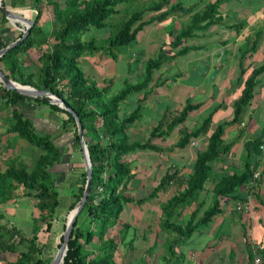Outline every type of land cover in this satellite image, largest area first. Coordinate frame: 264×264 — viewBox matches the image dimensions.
<instances>
[{
    "label": "trees",
    "instance_id": "1",
    "mask_svg": "<svg viewBox=\"0 0 264 264\" xmlns=\"http://www.w3.org/2000/svg\"><path fill=\"white\" fill-rule=\"evenodd\" d=\"M135 1L138 0H65V6H62L56 0H48V4L53 5L54 15L50 19L51 29L45 38L38 37L43 32L41 20L47 10L44 1H11L13 7L35 9L36 16L33 18L35 24L23 41L0 57V68L8 77L16 81L51 91L62 97L81 120L92 159L91 194L74 223L64 264H120L118 257L121 258L122 264H148L155 254L159 256L154 258V264H185L188 257V240L191 236L208 225L223 209H228L229 203H232L231 209L234 213L244 214V208L239 209L238 204H248L249 193L246 192L249 183L251 185V182L258 181L254 179L255 169L251 168L249 161L244 170H232V167L226 164V156L231 152L235 142L226 143L223 138L227 126L241 123L243 113L254 97L258 79L264 74V60L261 65L254 67L247 77L242 95L234 104V116L231 120L213 123L215 114L224 106L219 104L197 126L193 129L188 128L185 122L189 114L200 108V104L188 101L171 119L160 120L149 131L145 141L135 140L137 135L130 131V127L141 117L142 104L138 103L134 109L129 110L130 112L123 114L121 112L125 106L122 103L130 95L139 93L145 95L143 99L145 101L154 88L161 86L162 76L154 82L156 72L162 69L165 60L187 53L191 46H183V44L185 40L193 37L197 30H205L222 19L223 14L219 17V9L225 0H212L199 10H196V7L203 0L189 5H184V0H150L152 3L148 8L133 12L126 22L122 23L120 29L106 38L103 44H98L95 37H86L92 28L102 29L109 26L113 28L110 20L121 12L119 7L124 3L131 4ZM3 4L6 6L7 0H3ZM147 11L152 14L145 20ZM1 14L5 22L9 20L3 12ZM186 16H189L188 22H181L180 19ZM168 19L170 21L172 19L174 24L175 21L177 24L181 22L179 27H173L168 34L171 39L170 44L179 48L178 53L168 56L158 52L156 58L146 61L142 79L137 82L127 81L117 93L111 94L110 83L100 86L82 66L83 59L100 51L117 60V52L121 47L137 42L139 33L153 23H162ZM247 25L245 19L240 20L237 25L226 24L227 27L238 31H242ZM24 32L25 30L12 39L11 32L1 27L0 49L21 38ZM263 33L264 20L261 27L254 31V35L248 36L244 47L240 49L241 63L248 53L255 51ZM51 37H53L52 41ZM31 51L36 55L34 62L39 64V69L37 74L31 73L25 78L22 67L27 60L21 55ZM240 70L244 75L248 69L242 64ZM35 74L38 80L33 79ZM25 98L27 96L8 90L1 83L0 102L3 103L4 108L12 107L8 112L11 120L10 130L33 145L35 155L31 157L32 163L23 162V157L20 156L10 163L7 169L0 170V205L16 201L19 197L31 198L35 212H33L34 226L31 234L22 233L13 220L10 223H0V264L51 263L54 256L46 255V251L50 250L51 246L47 248L46 242H40L39 233L43 228L48 232L53 229V222L58 219L59 211L64 207L62 185L59 182H62L69 171L74 172L73 167L66 173L56 172L57 165H65L64 158L63 160L61 158L63 154L51 136L40 133L33 120L28 118L20 102ZM36 99L50 104L48 97H36ZM50 105L55 111L67 115L66 123L74 125L73 143L83 152L75 116L58 104ZM3 107L0 105V111ZM176 128L179 129V138L174 145L175 148L184 149L202 135H208V144L206 148L197 151V158L191 166L192 171L186 181V187L177 191L161 205L159 226L162 233L157 235L155 243L147 244L144 248L135 247V235L130 232L131 226L123 225L122 214L125 208L131 203L143 205L149 199L157 197L159 192L167 190L177 179L178 168H169L165 176L153 187L150 195L135 199L127 194L131 180L137 176L133 166L134 158L130 155L138 151L164 152L165 148L159 144ZM261 142L258 140L252 143L256 151L260 149ZM247 149L249 153L253 152L250 144ZM83 168L84 171L71 185L74 189V200L71 201L70 211L84 194L87 171L85 165ZM209 182L214 183L213 202L204 213L199 216L200 209L205 204L199 207L186 223L173 221L174 212L197 201ZM1 216L3 218L0 212V218ZM112 230L115 231L113 234H111ZM138 230L139 227H136L137 234ZM146 233L145 238L148 239V231ZM163 235L168 236L164 238ZM130 253L132 256L129 255Z\"/></svg>",
    "mask_w": 264,
    "mask_h": 264
},
{
    "label": "crops",
    "instance_id": "2",
    "mask_svg": "<svg viewBox=\"0 0 264 264\" xmlns=\"http://www.w3.org/2000/svg\"><path fill=\"white\" fill-rule=\"evenodd\" d=\"M210 1L212 0H203L207 3ZM234 2H239L240 8L229 13H234L233 17H236L238 21L247 20L248 25L242 31H238L235 28L226 26L230 22L217 21L205 30H197L193 37L185 40L183 46H191V48L187 53L177 57L186 58L190 55L189 59H198L204 65L202 72H199V65L195 68L186 65V70L189 73L180 69L178 75L181 77L178 86L183 87V91L173 94L171 85H168L165 89L162 86L165 84H178L176 78H172L175 81L174 83H171V79H168L170 72L165 77L167 61L175 60L176 57L165 60L166 62L161 69H164V71L160 75L165 78L162 79L161 86L154 88L152 93L147 95L145 101H143L144 94H132L122 103L125 106V109L121 112L123 114L134 109L140 102L143 107L141 117L130 127V131L144 134L147 137L150 128L156 126L159 120L171 119L184 108L187 101L200 104L199 109L189 114L185 122V126L188 128L193 129L197 126L203 120L202 115L206 114L207 111L210 112L211 108L219 104L224 106L215 114L213 123L218 124L233 118L234 104L242 95L247 77L251 74L252 69L261 65L264 60V33L255 51L248 53L242 59V63L240 56V49L244 47L248 36L254 35V31L261 27L263 23L264 0H237ZM25 13L27 14V10H21V15H26ZM188 17L180 19L181 22H188ZM181 22L178 25H181ZM149 40L148 37L144 43L137 41L143 52H145V61L138 60L137 63L133 59L128 60V58L121 57L115 62H110L100 58V66L97 70L90 67L95 73L91 78L96 80L100 86L107 83L112 84L118 78L115 73L120 70L123 83L127 81L137 82L140 80L145 63L151 55L146 52L145 46ZM189 40L191 43H189ZM157 49L158 46H154V50L158 51ZM92 61L93 59L89 55L83 63L88 62L91 66ZM101 64L105 65L101 66ZM242 64L248 69L244 75L241 74L240 70ZM110 76L112 77L109 78ZM258 81L254 97L244 111L241 123L227 126L223 138L226 143L235 142L231 152L227 154L225 159L226 164L232 167V170L246 169V164L249 161L251 168L255 169L254 173H260L258 181L251 182V185L249 183L247 188L249 193L247 200H249L250 210L248 213L238 215L231 209L232 203H229L228 206L230 207L228 209H223L221 213L213 217L208 225L195 232L188 240V257L185 264H264V74L259 77ZM192 96L193 99H191ZM28 98V107H24L21 103L26 113L33 120L37 130L42 134L50 135L63 156H65L63 161L65 165H57L56 172L66 173L71 167L74 170L77 167L76 173L78 175H76L79 177L84 171L83 165L85 164L83 152L79 151L73 143L74 125L66 123L67 119L63 116L66 115L65 113L61 116L62 112L52 109L53 107L50 104L54 103L51 101L48 104L51 106L48 115L38 116V107L42 103H47L39 102L36 97ZM0 105L3 107V103H0ZM59 106L64 108L61 105ZM204 108L207 110L202 111ZM11 109L12 107H3L0 114L3 118H8V112ZM3 113L5 114L3 115ZM158 118L160 119L157 121ZM0 124L4 123L0 122ZM178 131L179 129L176 128L169 137L161 140L159 145L165 148L164 152H148L143 156H139V158L133 159L137 176L131 180L127 194L135 199L150 195L153 187L165 176L169 168H178V177L167 190L159 192L157 197L149 199L143 205L131 203L125 208L122 214L123 225L131 226L130 232L133 236L135 235V240L139 238L135 228H140L139 225H141L150 228L148 240L149 242L152 240V244L155 243L157 235L162 233L159 226L162 212L161 205L167 202L177 191H181L186 187V181L192 171L191 166L197 158V151L206 148L208 144V135H202L195 138L184 149L175 148L174 145L179 138ZM258 140H261L262 144L260 149L256 151L252 143ZM249 144L253 150L251 153L247 149ZM20 156L21 154H17L6 163L9 166ZM0 158H2V154H0ZM23 162H26V160L23 159ZM63 166L69 168H62ZM78 169H81L80 172ZM213 188L214 183H207L197 201L188 206L180 207L174 212L173 221L178 220L180 223H186L187 219L205 204L200 209L199 216L203 214L213 202ZM145 192H147L146 195L143 194ZM146 211L148 217L145 216ZM138 232L140 231L138 230ZM199 234L202 237L201 239L206 240L203 241L204 243H198L197 237ZM166 236L168 235H163L164 238ZM256 258L260 259L259 263L255 262Z\"/></svg>",
    "mask_w": 264,
    "mask_h": 264
},
{
    "label": "rangeland",
    "instance_id": "3",
    "mask_svg": "<svg viewBox=\"0 0 264 264\" xmlns=\"http://www.w3.org/2000/svg\"><path fill=\"white\" fill-rule=\"evenodd\" d=\"M11 1L12 0H7V5H6L7 7L18 12L19 14H21V10H23V11L27 10V14L25 13L26 14L25 16H27L28 18H31V19L35 18V16H36V10L35 9L29 8V7H24V8L23 7H13L11 4ZM43 1H44L43 2L44 6L47 8V10H45L43 18L41 20V25L43 26V32H41L38 35V37H41V38H45L46 35L49 34V31H50L49 29H51V20L50 19L52 18V15H54L53 5L48 4V0H43ZM56 1L60 2V4L62 6H65V0H56ZM193 1H195V0H184L183 4L189 5ZM198 1H202V0H197L196 2H198ZM227 1L225 0L224 3L221 4V6H220L219 17H220V15L223 14V17L220 20V22H230V24L237 25V24H239V21L236 20V17H233L234 13H229V12H231L233 10H239L240 4H239V2L238 3L234 2L237 0H227ZM151 3H152V1H150V0H138V1H135L134 3H131V4H129V3L122 4L121 7H119L121 9V12L114 15L110 20V24L113 25V28H111L110 26L107 27L108 29L107 28H102V29L92 28L91 31L86 34V37H89V38L95 37L97 39L98 44H103L105 42L106 38H108L112 33H115L118 31V29H120V27L122 26V23H125L126 20L130 17V15L133 14V12L139 11V10L141 11L145 8H148ZM206 3L207 2H201V4L198 7H196V10L200 9L203 5H206ZM151 14L152 13L150 11H147L144 19L145 20L149 19L151 17ZM3 19H4V17L0 12V28L2 27L3 30H5L7 32L8 31L11 32L12 39H15V37L18 36L20 34V32H23V30H26V26L22 22H14L10 19L5 22ZM174 20H177V19L174 18ZM2 22L4 24H2ZM173 27L174 28L179 27V25L177 24V21H175V24H174L172 19H171V21L168 19L167 21H164L162 23H153L148 28H146L143 32L139 33V38H138L139 42L142 41L144 43L148 37L150 39L147 42V44L145 45L146 46V52H149L151 54L149 56L150 58H156L158 52H161V53L163 52L165 55H168V56L169 55H176L178 53L179 48L174 47L170 44L171 39L169 38V35H168L169 32L171 31V29H173ZM52 38L53 37L50 38L51 41L53 40ZM196 41H198V40H196ZM189 43H191L190 40H189ZM156 44H158V45H156ZM154 46H158V49H157L158 51L154 50ZM144 53L145 52H143V50L139 46L138 42H135L133 44H129V45L121 47L120 50L117 52V55H118L117 60L121 59V57H123V58H128V60L133 59L138 63V60L145 61L146 58L144 59ZM189 56L186 58L175 56L176 57L175 60L170 59L171 61H167V65H166L167 73L165 74V77L167 75H169L168 73L170 72V77H168V79H171V83H174L175 81L172 80V78L174 77V78H176V80H178V84L177 85L165 84L164 86H162L163 89L167 88L168 85H171L173 94L174 93H180L181 91H183V87L178 86L179 85V78L181 77L178 75V73H179L180 69L182 71L186 70L187 69L186 65H188V66L190 65V68H195L196 66L199 65V72L200 73L202 72L204 65L202 63H200V61H198V59H195V58L189 59ZM21 57H25L26 58L25 60H27L26 62H24V65L22 67L24 77L25 78L28 77L31 73L37 74V71L39 69V66H38L39 64L34 62L35 57H36L35 53L31 51V53L29 52V53L22 54ZM90 57L93 59V61L91 62V66L88 64V62L83 63L85 59H83L82 65L86 69V71L88 72V75L92 78H93L92 75H94L95 73H94V71L91 70V68L93 70H97L99 68L100 58L105 59V60L110 61V62L117 61V60L110 58L109 55H107L104 51L103 52L102 51L96 52L93 55H90ZM32 62H34V63H32ZM197 62H199L200 64ZM105 64H101V66L105 65ZM119 71L120 70H118L115 73L118 76V78L115 79L113 81V83L111 84V94L117 93L125 85V83H123V81L120 77L121 74ZM155 71H156V69H155ZM163 71H164V69L156 72V74L154 76V82L157 81V79L161 75V72H163ZM186 72L189 73V71H187V70H186ZM36 74H35V77L33 76L34 80L39 79ZM142 75H144V71H143ZM111 77L112 76H110L109 78H111ZM165 77H163V78H165ZM17 82H19V81H17ZM19 83H21V82H19ZM21 84H23V83H21ZM0 85H1V82H0ZM23 85H25V84H23ZM150 87H151V84H150ZM193 98L194 97L192 96L191 99H193ZM28 99L29 98L27 97V98L20 101L24 105V107H28V104H29ZM49 107H51V106L48 104L42 103L37 109V115L38 116H41V115L47 116L48 112H49ZM213 108H211L210 110H212ZM203 110H207V109L204 108V109H202V111ZM4 114L5 113H3V115ZM63 114L64 113H61V116ZM26 115L28 116V118L31 119V117H29V114H26ZM208 115H209V112L207 111L206 114L202 115V119ZM63 116L65 117V119H68V117L66 115H63ZM160 118H158L157 121ZM0 122L4 123V124H0V154H2V158H0V170H5L8 167V163H6V162L10 161V159H12L13 156H16L17 154H21L23 159L26 160V163H28V164L32 163L33 159H31V157L35 155L34 154V152H35L34 148L35 147L33 145H31L24 137H21L18 133L11 132V130H10L11 120L9 117L3 118V116L0 114ZM151 129L152 128H150V130ZM149 131H148V134H149ZM135 134L137 135L135 140L145 141L146 136L144 134H141L138 132ZM146 153H148V152L138 151V152L132 153L130 156H133V158L135 159V158H139V156H143ZM64 157L65 156L61 157L62 160ZM73 160H74V158H73ZM80 170H79V172H80ZM71 172L75 173V175L72 174ZM76 172H77V167L74 170V172L69 171V173L65 176V179H63L65 181L64 183H63V180H62V182L61 181L59 182V184L62 185L61 195L63 196L62 197L63 198L62 205H64V207L59 211L58 219L54 220L53 229L50 232H48L46 229L43 228L39 233L40 242H42V243L46 242L47 248H49L51 246L50 250L46 251V255L51 254V255L55 256L56 253L58 252L62 242H63L62 236H63L65 229H66V228H64V225H66L68 216L70 214L71 201L74 200L73 199L74 189L71 187V185L73 183H75L74 181H76V179L78 178L77 177L78 174ZM246 193H248V192H246ZM143 194L146 195L147 192H145ZM13 211H14V213H13ZM0 212L3 214V218H2V216L0 218V223H2V224L10 223V221L13 220L15 223V226L18 227L22 233H24V234H31L32 233V229L34 226L33 212H35V209H34V203H33L31 198L19 197L18 200H16V201L13 200V201H9L5 204H1L0 205ZM145 216L148 217L147 211L145 212ZM139 226H140V228H139L140 232L138 233L137 237H139L140 239L138 238V240H135L134 245H135V247L141 246L144 248L145 246H147V244L153 243L152 240L149 242V240L147 238H145V237H147L146 231H149L150 228L147 226H145V227H143L141 225H139ZM114 232L115 231L112 230L111 234H113ZM142 235H143V237H142ZM150 235H152V233H150ZM201 238L202 237L199 234L197 237L198 243L199 242L204 243L206 241L205 239H201ZM96 242H98V241H96ZM89 248H91V246H89ZM129 255L132 256V253H130ZM158 256H159L158 254H155L153 256L152 260H150L148 264H154L153 260L155 257L158 258ZM118 261L120 264H122L121 258L118 257ZM157 262L158 261H156V263Z\"/></svg>",
    "mask_w": 264,
    "mask_h": 264
},
{
    "label": "water",
    "instance_id": "4",
    "mask_svg": "<svg viewBox=\"0 0 264 264\" xmlns=\"http://www.w3.org/2000/svg\"><path fill=\"white\" fill-rule=\"evenodd\" d=\"M0 11L3 12L6 17L12 21L16 22H22L23 24L26 25V30L23 34V36L12 43L8 44L6 47L0 49V57L4 55L8 50H10L12 47L16 46L19 44L21 41H23L28 34L31 32L32 27L35 24V20L28 18L25 15H21L18 12L10 9L9 7L5 6L3 4V0H0ZM0 82L3 84L4 87H6L8 90H13L15 92H19L25 96L28 97H41V98H50V101L54 104H59L63 106L66 110L71 112L75 118L76 122L78 125V130H79V135L81 138V144H82V149H83V155H84V164L85 168L87 171V182L84 190L83 197L81 200L76 204L74 209L70 211V214L67 219L66 223V229L63 234V242L54 256L53 260L51 261L50 264H64L65 256L67 255L68 249H69V242L71 240V235L72 231L74 228V223L83 209L85 202L88 199V196L91 194L92 190V182H93V169H92V159L90 156L89 148L85 139L83 127L81 124V120L78 116V114L75 112V110L66 103V101L60 97L59 95L47 91V90H42L36 87H33L31 85H23L14 79L8 77L5 72L0 68Z\"/></svg>",
    "mask_w": 264,
    "mask_h": 264
},
{
    "label": "built area",
    "instance_id": "5",
    "mask_svg": "<svg viewBox=\"0 0 264 264\" xmlns=\"http://www.w3.org/2000/svg\"><path fill=\"white\" fill-rule=\"evenodd\" d=\"M259 176H260L259 172L254 173V179H258ZM238 205H239L238 208L241 209V210L244 208V211L246 213H248V211L250 210V205H248V204L239 203ZM256 262L259 263L260 259L256 258Z\"/></svg>",
    "mask_w": 264,
    "mask_h": 264
}]
</instances>
